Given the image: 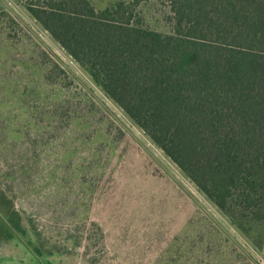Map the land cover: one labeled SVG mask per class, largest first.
<instances>
[{
  "label": "rangeland",
  "instance_id": "rangeland-1",
  "mask_svg": "<svg viewBox=\"0 0 264 264\" xmlns=\"http://www.w3.org/2000/svg\"><path fill=\"white\" fill-rule=\"evenodd\" d=\"M121 1L174 31L169 0H91ZM0 188L58 250L40 260L0 241V264H264V219L238 228L24 0H0Z\"/></svg>",
  "mask_w": 264,
  "mask_h": 264
},
{
  "label": "trees",
  "instance_id": "trees-1",
  "mask_svg": "<svg viewBox=\"0 0 264 264\" xmlns=\"http://www.w3.org/2000/svg\"><path fill=\"white\" fill-rule=\"evenodd\" d=\"M24 1L238 228L264 219V0H169L170 34L124 1ZM35 235L0 188V241L20 239L40 260L58 251Z\"/></svg>",
  "mask_w": 264,
  "mask_h": 264
}]
</instances>
